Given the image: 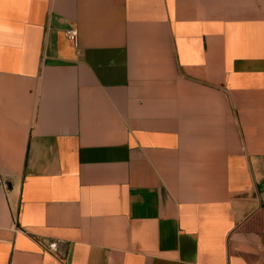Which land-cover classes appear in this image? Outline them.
<instances>
[{
    "label": "crops",
    "instance_id": "0c3cea01",
    "mask_svg": "<svg viewBox=\"0 0 264 264\" xmlns=\"http://www.w3.org/2000/svg\"><path fill=\"white\" fill-rule=\"evenodd\" d=\"M1 182L0 264H260L264 0H0Z\"/></svg>",
    "mask_w": 264,
    "mask_h": 264
},
{
    "label": "built area",
    "instance_id": "2783aa9c",
    "mask_svg": "<svg viewBox=\"0 0 264 264\" xmlns=\"http://www.w3.org/2000/svg\"><path fill=\"white\" fill-rule=\"evenodd\" d=\"M66 36L68 38V40L73 44V45H77V39H78V32L76 29H71L69 31L66 32ZM0 191L3 193H6L7 191V185L4 182L0 183ZM260 264H264V256L263 259L261 261Z\"/></svg>",
    "mask_w": 264,
    "mask_h": 264
}]
</instances>
